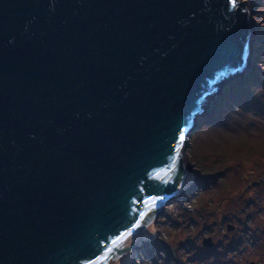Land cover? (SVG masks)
<instances>
[{
	"label": "water",
	"instance_id": "water-1",
	"mask_svg": "<svg viewBox=\"0 0 264 264\" xmlns=\"http://www.w3.org/2000/svg\"><path fill=\"white\" fill-rule=\"evenodd\" d=\"M251 14L247 0H0V264L132 257L189 186L178 130L246 73Z\"/></svg>",
	"mask_w": 264,
	"mask_h": 264
},
{
	"label": "rangeland",
	"instance_id": "rangeland-1",
	"mask_svg": "<svg viewBox=\"0 0 264 264\" xmlns=\"http://www.w3.org/2000/svg\"><path fill=\"white\" fill-rule=\"evenodd\" d=\"M247 2L246 73L206 100L185 140L189 186L129 264H264V0Z\"/></svg>",
	"mask_w": 264,
	"mask_h": 264
},
{
	"label": "snow or ice",
	"instance_id": "snow-or-ice-1",
	"mask_svg": "<svg viewBox=\"0 0 264 264\" xmlns=\"http://www.w3.org/2000/svg\"><path fill=\"white\" fill-rule=\"evenodd\" d=\"M229 4L231 5L232 8H236L237 7V0H229ZM186 137H187V133L183 129L178 130V142H177L176 148H182L183 147V143L185 142ZM177 155H179V153H177ZM175 162H176V160L174 158L173 163H175ZM150 199H151L152 207L154 208V207H156V200L157 199L163 200L164 198L158 197V198H150ZM139 216H140V221H143L145 218V213L140 212ZM140 221H137L136 223H134L132 225V228L127 230V232L121 233L119 236H117V238L115 240H113L112 243L115 245L117 243V241L122 242L123 240H126L127 237L132 234V230H134L135 228L140 226ZM108 251L111 252L112 249H108Z\"/></svg>",
	"mask_w": 264,
	"mask_h": 264
},
{
	"label": "bare ground",
	"instance_id": "bare-ground-1",
	"mask_svg": "<svg viewBox=\"0 0 264 264\" xmlns=\"http://www.w3.org/2000/svg\"><path fill=\"white\" fill-rule=\"evenodd\" d=\"M190 181H191V177H190V179H189L187 185L190 183ZM153 232H155V231L153 230L152 232H150V233L144 238V240L146 241V240H150L151 238H153V237H152V236H153ZM131 254H133V253H131ZM131 258H132V257H130V258H129L126 262H124L123 264H129Z\"/></svg>",
	"mask_w": 264,
	"mask_h": 264
},
{
	"label": "flooded vegetation",
	"instance_id": "flooded-vegetation-1",
	"mask_svg": "<svg viewBox=\"0 0 264 264\" xmlns=\"http://www.w3.org/2000/svg\"><path fill=\"white\" fill-rule=\"evenodd\" d=\"M144 245V244H143Z\"/></svg>",
	"mask_w": 264,
	"mask_h": 264
}]
</instances>
